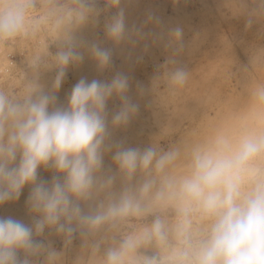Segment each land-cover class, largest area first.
<instances>
[{
    "label": "clouds",
    "instance_id": "9594fccd",
    "mask_svg": "<svg viewBox=\"0 0 264 264\" xmlns=\"http://www.w3.org/2000/svg\"><path fill=\"white\" fill-rule=\"evenodd\" d=\"M254 2L258 8L247 27L252 16L264 17V0ZM105 3L117 9L105 24L106 35L120 43L126 34L121 0ZM246 7L247 0H238L237 11ZM98 15L95 0H0V52L29 49L33 73L30 80L19 74L16 91L0 86V205L31 185L28 205L35 214L31 226L0 217V264H34L31 258L41 255L44 264H62V253L34 239L46 228L66 242L77 230L85 236L101 230L119 235L102 256L100 243H93L87 264H264V79L249 86L247 105L232 125H220L202 140L168 150L107 144V101L114 95L122 101L111 118L114 129L138 112L126 95L127 76L117 73L110 82L81 78L67 107L51 111L57 97L43 91L38 77L42 66L55 67L53 92L61 87L67 66L84 58L75 31ZM182 34L179 27L171 30L169 43L179 44ZM57 41L53 55L49 43ZM89 52L101 70L110 65L111 50L93 43ZM174 63V58L166 62L162 77L173 94L190 75L181 67L168 68ZM252 63L264 71V48ZM112 147L126 182L138 171L143 174L141 183L126 185L118 196L110 193L115 177L97 175ZM41 166L63 174V182L55 176L51 184L37 182ZM104 192L109 193L105 201L82 210L80 201ZM149 216L152 222L144 223ZM149 248L151 255L141 252ZM21 251L23 259L17 255Z\"/></svg>",
    "mask_w": 264,
    "mask_h": 264
},
{
    "label": "rangeland",
    "instance_id": "374dc122",
    "mask_svg": "<svg viewBox=\"0 0 264 264\" xmlns=\"http://www.w3.org/2000/svg\"><path fill=\"white\" fill-rule=\"evenodd\" d=\"M238 0H121L124 10L126 34L116 43L106 35L105 24L117 9L108 8L105 0H95L99 11L74 33L77 51L83 61L69 64L61 87L53 92L55 67L39 69V83L46 93L57 97L52 107H67L69 94L81 78L91 82H110L121 73L128 77V98L139 106L137 114L123 127L112 128V115L121 107L122 101L113 96L107 101L108 126L111 133L107 144H122L123 147L141 150L158 145L168 150L171 145L190 144L210 135L220 125H232V118L243 112L248 102V88L253 81L264 79V71L253 67V56L264 48V17L252 16L253 23L247 21L253 10L258 8L254 0H247V7L237 11ZM182 29L179 44H170L171 30ZM95 43L111 50L110 65L101 70L89 52ZM60 42L49 43L48 51L55 54ZM179 49V50H178ZM0 52V86H18L17 77L25 74L32 79V69L28 64L29 49L15 47L13 51ZM174 58L168 68L181 67L190 73L186 86L176 93L167 90L162 77L165 64ZM159 83L157 84V81ZM116 151H106L99 176H114L110 189L119 195L126 185L135 187L143 180L139 171L130 182H126L113 161ZM63 182V174L51 167L38 169L37 182L51 184L53 177ZM31 185H26L18 199L0 205V217H12L31 226L35 214L30 212L28 197ZM108 192L100 193L88 201H80L87 213L105 201ZM171 215V213H169ZM153 216L143 222L151 223ZM75 222L73 227H75ZM118 234L101 230L95 236H85L74 232L70 242L54 228H46L34 239L62 253V264H87L91 256V245L100 243L98 255L102 256ZM154 249H141L151 255ZM20 259L24 253L18 252ZM34 264H44L45 256L31 258Z\"/></svg>",
    "mask_w": 264,
    "mask_h": 264
},
{
    "label": "bare ground",
    "instance_id": "6f19581e",
    "mask_svg": "<svg viewBox=\"0 0 264 264\" xmlns=\"http://www.w3.org/2000/svg\"><path fill=\"white\" fill-rule=\"evenodd\" d=\"M171 146H173V144Z\"/></svg>",
    "mask_w": 264,
    "mask_h": 264
}]
</instances>
